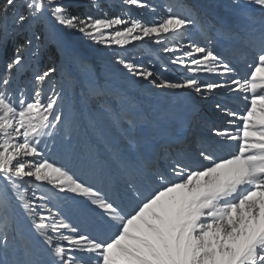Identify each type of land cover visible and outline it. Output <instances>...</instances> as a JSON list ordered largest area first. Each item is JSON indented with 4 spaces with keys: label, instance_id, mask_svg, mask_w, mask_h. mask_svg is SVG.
Listing matches in <instances>:
<instances>
[{
    "label": "snow or ice",
    "instance_id": "6c2138e0",
    "mask_svg": "<svg viewBox=\"0 0 264 264\" xmlns=\"http://www.w3.org/2000/svg\"><path fill=\"white\" fill-rule=\"evenodd\" d=\"M106 4L0 0V264H264V0ZM70 33L122 49L110 59L123 78L186 93L190 115L133 107L109 73L68 57ZM146 39L166 62L128 52ZM169 64L190 75L169 78ZM106 127L119 137L102 155L85 137Z\"/></svg>",
    "mask_w": 264,
    "mask_h": 264
},
{
    "label": "rangeland",
    "instance_id": "374dc122",
    "mask_svg": "<svg viewBox=\"0 0 264 264\" xmlns=\"http://www.w3.org/2000/svg\"><path fill=\"white\" fill-rule=\"evenodd\" d=\"M154 3L164 4L165 0H153ZM119 0H107L106 7L108 8V11L110 14H115L117 12V7ZM133 16L138 15V12L135 9L130 10ZM94 15L96 13H93ZM146 20L151 21L157 18L155 14L145 13ZM194 38L200 40L198 36L194 34ZM66 41L68 44V48H85L89 49L90 47H94L95 50L93 52L94 57L96 58L95 62L97 63L96 68H94L91 59L88 56H85V59L90 62V67L92 68V76L100 75L103 76L106 72L111 75V78L113 80V83L115 85L123 86L128 99L130 100L133 107L137 108L140 111H148L150 113L156 114L163 112L165 110H174L176 109V103L175 100L168 101L165 98L168 97L172 92L167 91H160L159 89L151 90L146 84L144 87H141L140 84L142 82L137 81L135 84H133L131 81L125 79L122 77L121 72L122 70L117 69L115 66L111 64L110 54L113 52H119L121 54L126 55L127 53H124L122 49L113 46L112 48H105L103 45H97L94 44L91 41H88L86 39L81 38L79 33H70L66 36ZM150 43L147 39L144 42H137L135 44V47L128 46V52L134 53L137 57H142L144 62H147L149 57L151 58H158L160 62H166L168 57L161 53L158 46L153 47L157 48V54L158 57L150 54V50L146 48V43ZM202 43V40H200ZM93 48V49H94ZM77 56V55H73ZM80 57V56H79ZM84 57V56H82ZM58 62L63 64L62 57H58ZM236 65H243L242 67H245L243 61L239 62ZM247 68V67H246ZM248 69V68H247ZM73 72L77 73V76L81 82H84L86 80L85 76L78 72L77 69L73 68ZM249 70V69H248ZM189 73H186V71L179 66L171 65L169 64V71L166 73V75L173 79H179ZM217 77L212 76L211 79H216ZM227 79V78H225ZM80 92V88L76 86V82L73 81L72 87L68 89V101H74L76 98V95ZM243 95V94H240ZM231 101V99H230ZM228 101V105L230 108H234L235 104L233 102ZM244 101V100H243ZM247 103L246 101H244ZM174 108V109H173ZM244 111L238 112V114H243ZM203 115H205L207 118L215 121L218 125H222L224 127H229L233 132L236 131L237 128L242 127L240 122L237 120L235 125H229L228 121L232 120V117H227L223 114L217 115L210 107L205 106V110L202 112ZM119 137V132L112 128L106 127V135L104 137H100L96 134H92L90 136H86L85 139L89 141L90 146L94 148V150H98L101 154L103 153V147L106 141L112 140L115 141ZM238 150V142L237 141H231L226 146V152H235ZM46 190L44 187H41V191Z\"/></svg>",
    "mask_w": 264,
    "mask_h": 264
},
{
    "label": "bare ground",
    "instance_id": "6f19581e",
    "mask_svg": "<svg viewBox=\"0 0 264 264\" xmlns=\"http://www.w3.org/2000/svg\"><path fill=\"white\" fill-rule=\"evenodd\" d=\"M94 47H90L89 49H84V50H82L79 54H77V53H75V52H73V50L75 51V50H77V48H71L72 50H68V57L69 58H71L73 55H77V56H88L90 59H91V61H92V64H93V66H94V68H96V66H97V63L95 62V60H96V58L94 57V55H93V52H94V50H95V48L93 49ZM157 54V53H156ZM157 57H158V54H157ZM62 60H63V64L65 63V60H64V58L62 57ZM243 65H236V67H237V75H238V77H244L245 76V72L247 71V68L246 67H242ZM190 74V73H189ZM188 74V75H189ZM200 75V77L201 78H203V79H211V77H212V75H210V74H208V73H200L199 74ZM174 92H172V93H169L170 95L168 96V97H166L165 99L166 100H168V101H172L173 99H174V94H173ZM239 93H237V94H233L232 95V97L230 98V99H232L233 98V96H237ZM222 98H225V97H222ZM230 99H228V101H230ZM231 102V101H230ZM229 106V105H228ZM185 110V109H184ZM205 110V105H203V109H202V112Z\"/></svg>",
    "mask_w": 264,
    "mask_h": 264
},
{
    "label": "trees",
    "instance_id": "16d2710c",
    "mask_svg": "<svg viewBox=\"0 0 264 264\" xmlns=\"http://www.w3.org/2000/svg\"><path fill=\"white\" fill-rule=\"evenodd\" d=\"M58 59V58H57Z\"/></svg>",
    "mask_w": 264,
    "mask_h": 264
}]
</instances>
